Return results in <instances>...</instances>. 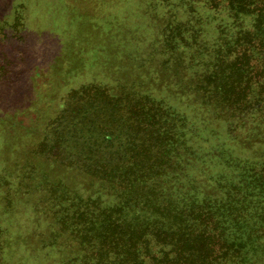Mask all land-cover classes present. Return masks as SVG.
Instances as JSON below:
<instances>
[{"label":"trees","instance_id":"1","mask_svg":"<svg viewBox=\"0 0 264 264\" xmlns=\"http://www.w3.org/2000/svg\"><path fill=\"white\" fill-rule=\"evenodd\" d=\"M194 1L226 14L219 33L207 38L189 20L162 42L168 63L180 65L179 49L196 51L193 66L208 55L191 80L195 99L227 127L201 143L189 113L151 82H91L58 99L62 85L45 79L51 63L30 72L39 110L19 120L44 121L36 150L80 177L83 191L60 174L46 189L70 250L63 264H264V0ZM67 9L73 25L83 22L82 8ZM47 88L57 91L50 115L40 110Z\"/></svg>","mask_w":264,"mask_h":264},{"label":"rangeland","instance_id":"2","mask_svg":"<svg viewBox=\"0 0 264 264\" xmlns=\"http://www.w3.org/2000/svg\"><path fill=\"white\" fill-rule=\"evenodd\" d=\"M199 4L194 0H0V61L5 59L8 69L0 77V264H63L70 257L53 217L52 194L46 189L60 174L73 177L81 192L80 177L55 168L36 150L44 121L30 127L17 115L26 110L28 123L39 110L34 99L37 84L30 77L37 67L51 63L54 69L45 79L62 85L56 91L58 99L67 89L91 82L110 87L151 82L152 92L189 113L192 129L198 130L197 143L226 129L227 124L216 117L217 108L201 104L199 95L195 99L191 80L195 71L206 72V52L192 58L193 66L189 58L196 51L179 49L175 57H180V65L168 63L162 42L170 30H186L183 25L189 20L197 21L195 27L207 38L219 33L218 23L226 14ZM74 5L84 13L77 26L67 9ZM56 92L47 88L43 93L40 110L48 115ZM212 143L203 146L211 148Z\"/></svg>","mask_w":264,"mask_h":264}]
</instances>
